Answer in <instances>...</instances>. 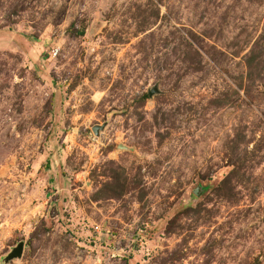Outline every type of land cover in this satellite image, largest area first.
Here are the masks:
<instances>
[{"label": "rangeland", "instance_id": "1", "mask_svg": "<svg viewBox=\"0 0 264 264\" xmlns=\"http://www.w3.org/2000/svg\"><path fill=\"white\" fill-rule=\"evenodd\" d=\"M0 264H264V0H0Z\"/></svg>", "mask_w": 264, "mask_h": 264}, {"label": "water", "instance_id": "2", "mask_svg": "<svg viewBox=\"0 0 264 264\" xmlns=\"http://www.w3.org/2000/svg\"><path fill=\"white\" fill-rule=\"evenodd\" d=\"M95 132H98L99 128H94ZM25 242H21L17 248L6 258V261L14 260L16 258H21L24 253Z\"/></svg>", "mask_w": 264, "mask_h": 264}]
</instances>
